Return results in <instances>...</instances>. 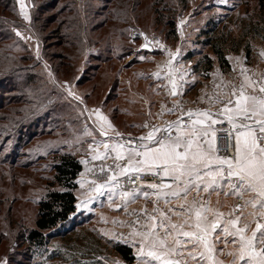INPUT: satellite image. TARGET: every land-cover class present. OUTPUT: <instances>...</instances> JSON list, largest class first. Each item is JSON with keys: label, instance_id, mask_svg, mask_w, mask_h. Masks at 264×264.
I'll return each instance as SVG.
<instances>
[{"label": "rangeland", "instance_id": "obj_1", "mask_svg": "<svg viewBox=\"0 0 264 264\" xmlns=\"http://www.w3.org/2000/svg\"><path fill=\"white\" fill-rule=\"evenodd\" d=\"M136 1L139 6L136 4L132 14L131 0L59 1L56 7H64L63 14L67 18V25L62 30L66 28L65 34L69 32L66 39L69 43L73 42V46L68 50L75 57L71 65L72 73L65 76L56 73L58 61L54 57L65 51V47L56 41L59 38L54 32L56 25L49 24L43 29L46 15H38L40 20L35 22V6L30 0H21L29 17L25 20L21 15L20 3L15 0L20 20L9 31L14 37L10 42V53H13L16 63L12 66L13 71L9 75L11 78H0V260L6 259L8 264H48L22 255L24 250L16 235L32 226L37 200L50 185L52 163L56 155L63 151L71 153L84 166L75 191L77 215L82 214L83 219L89 218L95 231L104 240L114 242L112 236L119 234L121 228L116 229L112 225L113 219L109 222L99 212L92 213L83 207L82 196L86 192L92 200H99L101 196L88 191L89 184L95 178L93 172L96 173L94 162L90 161L88 145L93 143V138H99L96 117L89 113L91 109L101 108L110 115L113 101L126 97V94L120 93L121 84L117 79L122 69L130 68L133 70H130L132 75L140 80L141 73L137 68L147 62L144 55L137 52L138 43L129 39L131 29L158 37L164 46L160 53L178 50L181 59L185 52L198 50V46L195 47L194 44L195 36L210 12H214L212 15L216 16L218 22H224L226 31L233 40L230 48L232 53L243 54L242 49L235 48V43L240 41L242 45L248 46L252 63L264 59L260 55L264 51V30L257 26V31H252L259 19L256 0ZM150 2L158 3L159 13L164 21L173 18L175 37H166L164 21L154 24ZM123 6L127 7V13L122 11ZM205 7L213 8L205 11ZM225 13L229 14L227 18L223 16ZM112 15L114 20L120 15L119 20L136 17L139 24L134 26L129 22L121 29L119 23L111 27L105 26L98 32H90L89 28L93 24L102 22L106 16L109 20ZM16 31L21 35L17 36ZM236 49L238 52H235ZM16 68L18 70L14 71ZM138 84L137 80L135 90L142 93L145 86ZM69 86L80 100L68 94ZM143 130L144 128L138 134ZM82 160H88L89 163L84 164ZM105 162L110 164L112 160ZM89 169L93 171L90 172ZM80 181H84L83 188ZM101 209L104 213L113 210L109 206ZM100 227L106 228V231H101ZM128 239L131 241L132 237L128 235ZM231 247V244L227 247L223 243L218 245V248H225V251ZM108 252V264H113L114 261L128 264L118 259L110 250ZM218 255L225 262L231 259L222 253Z\"/></svg>", "mask_w": 264, "mask_h": 264}, {"label": "snow or ice", "instance_id": "obj_2", "mask_svg": "<svg viewBox=\"0 0 264 264\" xmlns=\"http://www.w3.org/2000/svg\"><path fill=\"white\" fill-rule=\"evenodd\" d=\"M17 3L28 20L21 0ZM16 35L21 33L16 31ZM145 41L142 48L153 43L147 37ZM260 55L264 56V51ZM169 56L174 54L169 52ZM246 73L242 68L243 79L231 86L227 97L210 98V103L220 105L215 112L211 108L185 110L179 102L168 109L161 106V114L178 110L180 115L162 128L147 122L137 125L150 129L139 137L126 138L100 109L90 111L106 139L93 138L88 145L91 160L101 161L100 175L91 181L88 191L106 195L110 207L126 212L128 204L140 196L146 201L155 197L150 212L141 208L143 215L134 210L128 213L135 216L129 224L131 241L123 233L112 236L114 242L131 243L136 248L137 264H264V82ZM171 84L170 94L175 96L174 78ZM68 94L81 99L70 86ZM108 159L111 164L105 163ZM80 184L83 188L84 181ZM190 192L196 193L191 200ZM201 192L208 199L200 196ZM213 193L235 198L226 217L211 205ZM117 194L120 203L113 200ZM91 199L89 196L83 203ZM172 199L181 203L171 206ZM161 200L169 205L166 209L159 207ZM221 243L232 247L225 251L217 247ZM221 253L231 259L225 262L219 258ZM0 264L8 262L0 260Z\"/></svg>", "mask_w": 264, "mask_h": 264}, {"label": "trees", "instance_id": "obj_3", "mask_svg": "<svg viewBox=\"0 0 264 264\" xmlns=\"http://www.w3.org/2000/svg\"><path fill=\"white\" fill-rule=\"evenodd\" d=\"M30 1L35 6V22L40 20L37 17L38 15H46L43 19L44 26L42 28L44 27L43 29H45L49 24L56 25L54 32L59 35V38L56 36L58 38L56 41L59 42V45L65 47L64 52H60L54 57L58 61L56 73L65 76L71 74V65L75 57L68 50L73 46V42L69 43L66 39L69 32L65 34L66 28L62 30L67 25V18L63 14L65 11L64 7H56L60 0H41L40 3L39 0ZM256 1L257 17L259 19H257L258 22L255 24V28L252 29L254 32L257 31V26L260 27L259 29L264 30V0ZM136 4V0H131V14L135 12ZM137 5L139 6V4ZM151 5L150 10L154 17V24H161L165 19L159 13L158 3L153 2ZM121 8L123 9L122 11L127 13V7L123 6ZM212 8L205 7L204 10L211 11ZM104 10L102 9V11ZM213 13L210 12V16H207L195 36L194 44L195 47L198 46V50H195V52L190 50L183 55V60L190 62L194 71L201 70L205 74L215 62L220 68L228 66L226 55L231 52L230 48L233 42L229 32L226 31L224 22H218L215 18L216 16L212 15ZM227 15L229 14H223L226 18ZM120 16L116 20L113 19V15L109 16V20L108 16L103 17L102 22L93 24L89 30L90 32L95 30L98 32L105 26L110 25L109 27H111L119 23L121 24V29L126 27L129 22L134 26L139 24L136 17L135 19L132 17L129 20L127 18L119 20ZM19 20L15 0H0V78L12 77L9 75L13 71L12 66H15L16 61L13 53H10L12 46L10 42L14 37L9 29L15 26ZM174 25L175 22L172 17L164 21V26L167 29V38L169 36L175 37L176 30ZM77 37L79 38V35ZM97 43L99 42H95V44ZM235 48L242 49L244 54L249 57L248 46L242 45L239 41L235 43ZM235 52H238V50ZM16 70L18 69L16 68L14 71ZM0 110H2L1 107ZM81 171L80 161L71 153L63 151L56 155V159L51 166L50 185L47 186L46 192L42 197L37 200L32 226L18 232L16 235L19 244L24 250L22 255L39 259L48 264H108L107 258L110 250L118 259L124 263L131 264L134 261V256L129 246L104 240L95 231L96 228H94V224H91L92 222H90L89 218L85 217L83 219L82 214L77 215L75 191L77 189V178ZM50 247L52 248L50 249ZM18 264L24 263L18 262Z\"/></svg>", "mask_w": 264, "mask_h": 264}, {"label": "crops", "instance_id": "obj_4", "mask_svg": "<svg viewBox=\"0 0 264 264\" xmlns=\"http://www.w3.org/2000/svg\"><path fill=\"white\" fill-rule=\"evenodd\" d=\"M160 52L143 54L145 59H147V62L137 68L141 73L139 77L141 81L137 79L135 75H132L130 68H127L126 70L122 69V72L118 75L117 79L119 78L118 83L119 85L121 84L120 93L122 92V94H126V97L123 96L124 98L120 97L113 101L114 106L110 115L108 113L106 114L101 108H98L118 131L125 134V137L135 136L141 129H143L137 127V125L144 124L145 122L150 125H156L157 123H161L179 115L180 113L178 110L172 113L164 111L161 114V106L165 109L172 108L174 102H179L181 107L185 110L211 108L212 111L215 112L216 108L220 105L217 103H210V98L214 101L217 96L227 97L231 92V86L233 84L239 85L243 79V76L241 75L242 68L247 69L246 75L253 80H256L260 69L264 68V59L261 61L258 60L254 64L250 60L251 56L249 55V57H247L243 51V54L241 55L230 52L226 55L228 61L227 67L220 68L215 62L211 69L205 74V72H202L201 70L194 71L191 68L190 62L183 60V58L180 59V53L178 50L166 51L165 53ZM169 52L173 53L174 56H169ZM169 63L171 67H169ZM157 72L160 73L159 76L155 75ZM173 78L177 84L178 94L175 96L170 94L172 87L171 81ZM137 80L140 83L138 86H145L142 93L139 91L136 92L135 90ZM149 113H151V115H149ZM98 137L99 138L96 140L106 139V137H102L100 133ZM90 161L91 163L94 162V165L96 166L95 170H97L101 161ZM81 166L83 169V164H81ZM78 177H80V175ZM165 182H167V178ZM105 191H107V189ZM195 195V192H190L188 194V199L191 200ZM89 196L90 195L87 192L82 196V205L84 208L92 211V213L99 212L103 215V218H106L109 222H111L112 219H116L123 223L129 222V224L131 223V215L128 213L133 210L135 212H140L141 208H147L150 212L153 208L151 200L155 199V197H152L146 201L143 196H140L134 203L130 202L128 204L126 212L123 208H116L114 206L110 207V202L106 195H101L99 200L91 199L87 204H84L83 201ZM200 196L208 199L207 194L204 192H201ZM113 200L115 203H120L118 194L113 197ZM210 200L213 207H217L220 211L225 213V217L227 216L230 207L235 203L234 197L225 198L222 194L217 196L216 193L211 195ZM217 200H219V204L216 203ZM180 203L181 201L176 199L171 200V206H178ZM105 206H109V208H112L113 210L104 213L105 211L101 208ZM168 206L169 205H166L163 200L160 201L159 207L161 209H166ZM172 219L179 223V219L176 216H173ZM221 223H223V220ZM100 229L102 231L106 228L100 227ZM213 235H215V233ZM126 245L131 248L134 256V261L131 264H137L135 259L136 248L131 243ZM219 258L223 259L221 257Z\"/></svg>", "mask_w": 264, "mask_h": 264}, {"label": "built area", "instance_id": "obj_5", "mask_svg": "<svg viewBox=\"0 0 264 264\" xmlns=\"http://www.w3.org/2000/svg\"><path fill=\"white\" fill-rule=\"evenodd\" d=\"M141 33L142 32H139L138 30H135V29H131L130 30V33H129V39H130V41L131 42L138 43L137 52H139V53H146V54H153L155 52H160V51H163L164 50V46H163V44L161 43V41H160V39L158 37H156V36H147L145 34L141 35ZM145 37L148 38V41L149 42H153V43H149V47H147V48H142L141 45H143L146 42L145 41ZM154 42H158V43H154ZM262 78H264V68L260 69L259 73L257 74L256 80L261 81V82H264V80H262ZM179 115H177V116H179ZM177 116L174 117V118H172V119H169L167 121L175 120L177 118ZM183 118L184 119H187L186 116L183 117ZM165 122L162 123L160 126H157V127H161V128L164 127L165 126ZM224 126L227 127L226 124ZM149 130H150L149 128H145L140 134H138L135 137H139L142 134H146L147 131H149ZM157 135H159V133H157ZM105 163L109 164L108 162H105ZM100 164H101V162L99 163V165ZM98 175H100V173H99V167L96 170V175H95V178L94 179H96ZM149 179H151V178H149ZM136 213H139L140 215H143L140 212H136ZM134 220H135V216L131 215V220H130L131 223H133ZM114 221H115V223H114ZM112 225L116 229L121 228L120 231H119V234L123 233L128 238V233L131 231V228L129 227V222L128 223L126 222V223L121 224L120 221H118V220L115 219V220L112 221ZM119 243L122 244V242H119Z\"/></svg>", "mask_w": 264, "mask_h": 264}]
</instances>
